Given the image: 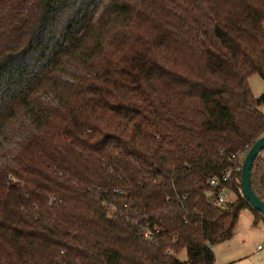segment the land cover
I'll return each mask as SVG.
<instances>
[{"label": "trees", "instance_id": "obj_1", "mask_svg": "<svg viewBox=\"0 0 264 264\" xmlns=\"http://www.w3.org/2000/svg\"><path fill=\"white\" fill-rule=\"evenodd\" d=\"M253 75L264 0H0V264H215L264 220L233 159L264 137Z\"/></svg>", "mask_w": 264, "mask_h": 264}, {"label": "rangeland", "instance_id": "obj_2", "mask_svg": "<svg viewBox=\"0 0 264 264\" xmlns=\"http://www.w3.org/2000/svg\"><path fill=\"white\" fill-rule=\"evenodd\" d=\"M249 86L252 90L253 95L256 98H259L264 95V80L259 75H253L249 80ZM261 112L264 114V105L260 107ZM246 158V157H245ZM244 162V161H243ZM232 202L237 201V195L232 196ZM254 213L250 209H244L239 217V224L235 232L234 237L227 241L226 243L219 244L217 247L213 248L214 252L218 250L222 253L227 250H232L239 246H243L249 250H254L259 244L264 245V220H261L259 223L255 224ZM178 259L181 262L187 261V251L182 250L178 254ZM223 258L218 254V262H222Z\"/></svg>", "mask_w": 264, "mask_h": 264}, {"label": "built area", "instance_id": "obj_3", "mask_svg": "<svg viewBox=\"0 0 264 264\" xmlns=\"http://www.w3.org/2000/svg\"><path fill=\"white\" fill-rule=\"evenodd\" d=\"M248 151L242 152L238 156H233L234 160L238 161H244L245 157L247 156ZM238 171L242 172V168L238 169ZM237 171V172H238ZM234 172L233 171H227L225 175L221 179H212L210 181V191H211V196L208 197L207 202L215 207L218 208H224L230 204H232V196L235 194L232 188L231 183H233ZM239 194L243 197L241 188L239 189ZM244 198V197H243ZM145 236L147 240H155L158 235L160 234V231L158 229H149V228H144ZM176 242V241H175ZM264 249L263 246H259L258 250L261 251Z\"/></svg>", "mask_w": 264, "mask_h": 264}, {"label": "water", "instance_id": "obj_4", "mask_svg": "<svg viewBox=\"0 0 264 264\" xmlns=\"http://www.w3.org/2000/svg\"><path fill=\"white\" fill-rule=\"evenodd\" d=\"M264 151V137L259 139L248 151L242 166L241 191L251 209L264 216V202L252 188V169L257 157ZM213 247L212 244L209 245Z\"/></svg>", "mask_w": 264, "mask_h": 264}, {"label": "crops", "instance_id": "obj_5", "mask_svg": "<svg viewBox=\"0 0 264 264\" xmlns=\"http://www.w3.org/2000/svg\"><path fill=\"white\" fill-rule=\"evenodd\" d=\"M245 244L243 243L242 247L239 246L232 250L223 252L222 256L220 250L214 252L216 257L215 264H264V249L261 251L258 250L261 244H259L254 250H249L245 247ZM218 254H220V257L223 258L222 262H218Z\"/></svg>", "mask_w": 264, "mask_h": 264}]
</instances>
